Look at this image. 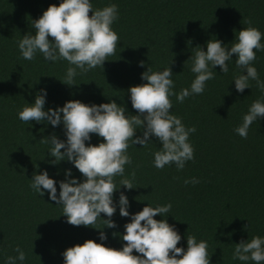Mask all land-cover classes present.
<instances>
[{"label":"trees","instance_id":"trees-1","mask_svg":"<svg viewBox=\"0 0 264 264\" xmlns=\"http://www.w3.org/2000/svg\"><path fill=\"white\" fill-rule=\"evenodd\" d=\"M59 2L0 0V264L7 256L17 255V246L25 253L24 264H62L65 248L86 239L100 242L101 230L107 236L103 241L106 246L120 248L124 242L119 233L130 219L121 217L117 207L111 217L115 228L102 227L100 220L97 226L102 229L73 226L61 214V206L49 200L47 192L39 196L29 187L33 173L43 169L56 181L64 179L67 168L82 179L66 160L55 166L48 163L52 157L42 141L53 132L65 139L62 126L25 123L17 117V110L32 103L40 88L47 89L45 109L63 105L69 99L89 104L111 99L123 103L131 116L136 110L127 89L143 82L140 74L149 64L153 70L169 65L173 91L178 92L194 78L189 71L191 61L187 60L193 47L206 48L205 42L215 37L230 45L235 32L247 27L245 21H251L262 33L264 44V0H90L94 9L109 3L117 5L118 19L112 28L119 41L103 68L78 74L74 80L77 84L69 86L58 79L64 75L66 61L47 62L39 53L31 61L24 60L16 46L23 34L33 31L31 19L38 18L49 4ZM140 60L145 61L144 66H138ZM252 63L264 80V50L256 52ZM211 70L214 78L205 82L203 93L187 97L182 103L174 95L170 97L171 114L180 117L186 127L196 129L188 137L193 159L186 161L181 170L174 164L157 169L152 165V153L160 147L155 137H150L152 141L144 147L129 143L131 164L124 166L125 177L131 179L134 173L133 183L137 186L125 189L121 185L113 197L115 201L119 192H125L130 213L147 203H171L170 213L164 218L181 235L178 247L186 248V235H193L207 242L210 264H255L233 260L232 249L242 239L264 236V117L249 126L246 138L233 129L241 123L248 105L264 97L254 81L243 92L235 90L231 82L238 74L234 61L229 62L228 73H220L219 66ZM135 134L141 135V131ZM102 139L92 134L90 142ZM192 177L199 182L184 184ZM114 179L118 184L120 177ZM56 187L58 193L59 185ZM101 217L105 218L103 213Z\"/></svg>","mask_w":264,"mask_h":264},{"label":"clouds","instance_id":"clouds-1","mask_svg":"<svg viewBox=\"0 0 264 264\" xmlns=\"http://www.w3.org/2000/svg\"><path fill=\"white\" fill-rule=\"evenodd\" d=\"M117 19L115 3L94 9L90 0H60L58 4H49L38 18L31 19L33 31L23 34L16 46L24 60L31 61L39 53L47 62L66 61L64 75L58 79L66 85H75L78 74L103 68L104 61L115 53L119 37L112 25ZM245 23L247 27L235 32L230 45L215 37L205 42L206 48L199 45L192 48L187 60L191 61L189 71L194 78L188 87L178 92L173 91V73L169 65L162 70H153L149 64L140 74L143 82L127 89L135 115L128 116L123 103L111 99L99 104L69 99L63 105L45 109L46 88H40L32 103L17 110V117L22 122H45L53 128L62 126L65 139H59L53 132L42 141L48 145L47 155L52 157L48 163L55 166L66 160L82 176L78 180L72 175V169L67 168L64 179L56 181L46 169L34 172L29 187L35 193L43 196L47 192L49 200L61 206V214L73 226L115 228L111 217L117 207L121 217H130L123 225V232L119 233L124 242L120 248L106 246L103 241L107 236L101 230L98 233L100 242L86 239L65 248L61 252L62 264H210L205 240L186 235V248L177 246L181 235L164 218L170 213L171 203L155 206L147 203L139 211L130 213L125 192H119L115 201L113 193L121 185L125 189L137 186L133 183L134 173L130 174L131 179L125 177L124 166L131 164L127 153L129 143L144 147L152 141L150 137H155L160 147L152 153V165L157 169L174 164L181 170L186 161L193 159L194 149L188 137L196 129L186 127L180 117L171 114L170 97L174 95L176 101L182 103L187 97L203 93L205 82L214 78L211 69L219 66L220 73H228L229 62L234 61L238 74L231 82H234L235 90L243 92L245 88H251L250 81H254L264 97V80L252 63L256 52L264 50L262 33L251 21ZM144 64L145 61H138V66ZM261 117H264V99L257 98L248 105L234 132L246 138L249 126ZM137 130L141 135L135 134ZM92 134L103 139L93 144L90 142ZM115 177H120L118 184ZM198 182L196 177L184 180V184ZM157 214L160 219L154 218ZM98 220L102 221V227L97 226ZM14 251L17 255L7 256L4 264H17V261L24 264V251L19 246ZM232 259L255 264L264 262V236L254 235L234 243Z\"/></svg>","mask_w":264,"mask_h":264}]
</instances>
